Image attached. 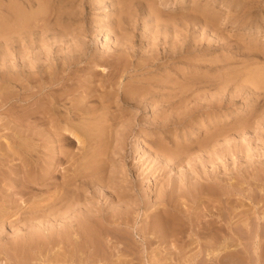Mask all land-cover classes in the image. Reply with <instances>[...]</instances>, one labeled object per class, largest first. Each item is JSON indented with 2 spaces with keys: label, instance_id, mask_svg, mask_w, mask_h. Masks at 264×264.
<instances>
[{
  "label": "rangeland",
  "instance_id": "1",
  "mask_svg": "<svg viewBox=\"0 0 264 264\" xmlns=\"http://www.w3.org/2000/svg\"><path fill=\"white\" fill-rule=\"evenodd\" d=\"M27 1L1 0L0 16L2 15V9H4L3 5L11 2L16 4L22 3L24 5ZM45 1L47 11L43 14L44 17L42 15L35 16L25 23L22 27V29L24 28L23 30L21 28H17V31L14 30L15 34L12 32V37H10L11 39L8 42L5 41L4 32L0 28V68L2 66L0 69V96L5 93L1 90V78L6 75V67L14 66L18 70V67L21 68L20 66L23 62L25 65H30L29 59L31 57L26 55L25 51L20 54L19 49L21 46L27 47L29 45L30 34L33 33L35 43L31 47L33 48L32 54L39 56L41 59L39 61H42V64L45 62V58L55 53L66 56L67 54L77 53L79 45L83 46L86 54L89 53L87 60L104 59L105 63L103 62L102 66L111 69L112 65L114 67V65L119 64L120 68L126 69L120 82L123 85H127V82L131 81L130 85L139 86L137 92L139 94L130 100L124 101L120 97L117 101L114 100L116 98H112L111 104L104 103L99 98V94L104 92L103 90L105 89L98 87L94 91L97 96L87 102L90 110L93 113H97L94 118L98 119L103 114L102 108L104 105L105 107L108 105L109 115L112 117L114 114L113 117L117 119L112 123L113 126L115 125L114 128L110 127L113 131L115 130L114 132L109 127L107 128L111 122L108 125L107 123L105 124V128L107 129L105 130L107 131L106 135L108 134L109 136L110 134L111 136L104 139V146L105 149L107 148V152L110 151L109 156L112 157L111 155H113L109 163L111 171L108 167L107 174L109 176L112 174L113 178L119 180V185L122 186L119 187L124 193L127 191L126 193L129 195H126V193L125 195L129 199L131 198L130 202L139 198L144 200L147 206H154L155 202L159 201L158 196L164 198L174 197V199H178V205L179 203L181 205H179V209L185 211V216H191L194 223L196 225L198 223L197 228L195 226L189 229L186 218H182L184 221L179 219L182 226L178 228L179 232H181L180 236L177 235L179 238L176 237L175 239V236H173V239L170 234L167 243L166 240L162 242L155 239L154 242L157 240V245L156 243L152 244L147 254L145 253L144 259L150 258L149 260H152L153 254H151V251L161 250L159 251L161 253L159 257L165 256L167 261L165 263L162 260L160 264H169L168 262L170 264H189L188 261L193 253V257L201 255L196 258V260H200L201 258L200 264H219L214 259V256L210 255L212 257L209 256L210 259L207 255L208 252H202L200 244L203 245L208 239L210 240L211 233L218 235L220 231L218 236H227L231 239L228 242L231 246L229 245L227 249L230 256L229 259L231 258L229 264H264V90L248 91L243 87H239V89L237 87V80L228 82L227 85H229L223 87L224 82L222 81L224 79L223 76L229 71L235 72L243 69L245 73L248 70L264 69V0ZM42 2L45 3L44 1ZM38 9V3L34 2V6L30 11L35 12ZM60 15H62L63 21L54 25L56 18ZM39 17L41 21H39ZM36 21L39 24L35 23ZM9 44L13 45V50L8 51L7 45ZM28 51L31 54L29 49ZM78 66L82 70V72H79V76H82L81 78L90 76L88 73L92 70H94L92 72H101V69L96 67L95 61L82 63ZM81 73H84L86 76ZM95 78V84L99 85L98 78L101 79V76L98 75ZM141 86L143 88H140ZM114 88L117 89V85L110 89L114 90ZM11 91L15 92V89ZM79 91L81 90L76 91L74 94L78 95ZM24 104L25 102L19 103V105ZM12 108L9 105L3 106L0 99V127L3 126L0 128V145H4L5 143L4 146H0V156L3 155L4 157V160L0 161V165H2L0 166L2 169L0 170V187L4 186L3 192L1 193L0 191V202L3 201L1 196H4L7 189L5 184L7 180L3 175L5 176L6 173L7 177H13L14 175L9 174L10 170L18 168L21 165L20 158L23 157V155H20V158L12 156L14 157V161L10 162L11 159L6 160L4 156L7 151L6 145L15 146V139L20 137L18 133L26 129L25 125L19 127V125L10 123L8 120L9 116L7 115L17 112L18 109L20 110L18 112L26 111L28 107L17 106ZM232 112L235 114L233 115L234 119L231 118L223 126L220 123V117L223 114H231ZM253 116L259 117L253 119ZM250 119L252 122L249 121V126L243 131V135L238 134V131H235L234 128ZM47 127L48 125H43L38 130H42L43 128L47 131ZM227 127L232 130H229ZM6 128H9L7 134ZM11 128H14L16 131ZM227 129L232 134L227 138H222L220 131ZM111 133L114 134L112 135ZM103 134H105L104 131ZM116 136L119 138L117 141ZM107 139H110L109 142ZM117 145L119 148H117ZM140 146H143V149ZM158 146L166 150L167 157H164L165 155L161 157V154L158 155L156 153V147ZM67 148L72 153L73 151H78L76 144H71ZM118 149L119 153L115 155ZM178 149L180 150L178 151ZM171 151H173V154ZM181 151L183 154L180 153ZM169 153L172 157L169 156ZM122 155L124 157L123 161L120 159ZM3 157H0V160ZM204 163L205 165H203ZM3 164L9 167H4ZM110 172L112 173L110 174ZM20 175H22V172H20ZM206 176L207 178L210 176V178H215V176L216 178L222 177L221 188L216 187L219 190L215 191L211 188H206V186H203L205 189L202 188V184L200 183L209 181L210 184L213 183L212 180L203 181L202 179ZM259 176L261 179H259ZM132 187L134 188L130 190ZM117 188L118 186H116ZM172 188L175 193L170 192L173 195H169V191ZM162 190L165 191L163 192ZM230 190L234 191V193H229L226 196L223 195L221 198L224 199L229 196L227 206L239 207L243 212L241 215L238 214L235 217L231 215L230 217L233 219H225L227 221L225 223L223 217L217 214L218 203L215 200L220 196V193ZM209 192L212 193L210 194ZM17 203H14V205L10 204L17 206ZM156 207L162 208L160 205H156L155 207H151L147 212L141 209L137 213L132 214V216L130 215V222H133L134 227L128 230L130 234L128 231L126 234L120 233L121 235H127V237L129 234L127 239V242H130L129 244L127 243L129 247L135 248L139 245L141 249L144 248L141 245L143 242L138 237V234H136V230L141 225L146 226L145 222L149 221L147 215ZM22 208H25L24 204ZM24 210H21L19 214L17 213L18 215L16 214L12 218L14 221V218L18 217V221L15 220L17 223H7L8 225L5 224L3 225L4 228L0 229L2 245L11 242L10 240L16 238V236H21L27 232L25 224L23 225V222L25 223L23 218L27 216L26 213L24 216ZM169 210H173V208ZM197 212L199 213L197 214ZM228 222L229 224L227 225ZM204 225L210 226L215 230H211L209 235L205 236L202 234V232L205 233L203 230L205 228ZM219 227L221 229H218ZM232 227H238V229ZM18 230H20V233ZM153 231L151 226L150 233ZM248 232L251 235L247 234ZM236 233H239L241 239L237 237ZM177 239L180 240L176 241ZM184 240L192 241V243L182 247L185 242ZM237 242H242V245H239ZM187 247L188 249H186ZM181 248L186 253L181 251ZM11 252L8 251L9 256L12 254L17 257L14 252ZM12 255L11 257H13ZM19 255L17 259L18 263H24L23 253ZM4 256V254L0 253V261H4L3 264H6V257ZM24 257H27V254ZM130 257L133 258L132 256ZM115 258L116 256L114 260ZM134 258L133 261L137 259L134 260ZM50 259L52 260V257L43 263H38L40 262L39 260L38 262L32 261L31 263L47 264L48 262H52ZM209 260H211V263ZM137 261L139 262L138 259L135 262L137 263Z\"/></svg>",
  "mask_w": 264,
  "mask_h": 264
},
{
  "label": "bare ground",
  "instance_id": "2",
  "mask_svg": "<svg viewBox=\"0 0 264 264\" xmlns=\"http://www.w3.org/2000/svg\"><path fill=\"white\" fill-rule=\"evenodd\" d=\"M42 1H44L45 3H43ZM34 2L38 3L39 9L35 12H32L30 10L34 6ZM45 4H46L45 0H28L26 3H24V5H22V3L16 4L12 2L8 3L7 5H3L4 9H2V15L0 16V28L2 29V32H4L3 35L5 38V41L8 42L11 39L10 37H12V32L15 34L14 30H16L17 28L22 29L25 23L33 19L35 16H40V15L43 16V14H45L47 11ZM61 16L62 15H60L59 17ZM59 17L56 18V22L54 25L61 23L63 21L62 17L61 18ZM39 21H41V19ZM32 23H31V27H32ZM35 23H38V21H36ZM49 25H52V24H49ZM33 34H30V39H29L30 41L27 47L25 46L23 47L21 46V48L19 47L20 54H22L25 51L26 52L25 54L31 57L29 59L30 65L28 64L25 65L23 62L20 66L21 68L18 67V70L15 69L14 66L6 67V71H5L6 75H4L1 78V83H2L1 90L2 92H5L2 94V96H0L2 105L3 106L9 105V107L11 108L12 107L15 108L17 106H27L28 107V110L26 111L18 112L20 111L18 109L17 110L18 113L15 112V113L9 114L10 111H12L13 109L12 108L10 109L8 113L9 115H7L4 111V113L7 116H9V119L7 116L6 117L10 123L19 125V127H21L22 125L26 126L25 127L26 129L24 131H20V133H18V136L20 134V137H17V139H15L16 140L14 143L15 146H10V144L6 145L7 151L4 154L6 160L11 159L10 162L14 161L15 156H17V158H20V155L21 156L23 155V157L20 158L21 162L17 159L21 163V165L16 169L14 168L15 170L13 168H9V169H13V170H10V173H9V174L14 175L13 177L11 176L7 177L8 175H6V173H5V176L3 175L4 173L1 174L3 175L4 178L6 177L7 183L5 184H6L7 189L5 191L4 196H1L3 201L0 202V229L3 227V225L5 224L8 225L7 223L13 224L15 220L18 221L17 219L18 217L16 219L14 218V221L12 220V218L17 213L19 214L21 210L25 209L23 211L24 216H25V213L27 214V216L25 217L26 219L23 218V220H25V223L23 222V225L25 224V227L27 229L26 233H24L21 236L20 235L16 236V238L10 240L11 242L7 244L5 243V245L1 244L2 238L0 237V253L5 255L4 257H6L5 258L6 264H19L17 259L20 256L19 254H22V253H23L24 263H20V264H30L32 261L38 262V260L40 261L38 263H43V262L48 261L49 258L51 257H52V260L51 259L50 260L52 262H48L47 264H53V263L54 264H160L162 260H164V262L166 263L167 259L165 258V256L164 257L161 256L162 258L159 257L161 254L159 251L161 250L151 251L152 252L151 254H153V256L151 255L153 257V258L151 257L152 260H149L150 258L147 256L146 257L149 259L145 260L144 255L145 253L147 254L148 249H150L152 244L156 243L157 240H161L162 242H165L166 240V243H167L168 241L167 239L170 236L172 237L175 236V239H176V237H178L177 235L181 233L179 232L178 228L179 226H181L180 220L183 217L186 218L187 220L186 223L189 225V229L194 228L195 226L197 228L198 223L196 225L191 216H188V215L185 216L186 215L185 211L182 209H179L180 203L178 205L177 203L178 199L176 200V198L174 199V197L164 198L162 196L161 197L158 196L159 201L158 202L156 201L154 206H147V203H145L144 200L139 199V198L135 199L133 202L132 201L130 202L131 198L129 199V197L126 196L128 194L126 193L127 191L125 192L126 193L125 195L124 191L120 189V187L122 186L119 185L120 184L119 180H116V178H113L111 176L112 172H110L111 174L110 176L109 174H107L108 173L107 169L109 167V163L111 162V159L113 158V155H111L112 157H110L109 156L110 151L107 152L106 150L107 148L105 149V146H104V139L106 137L109 138V136H111L110 134L109 136L108 134L106 135L107 131L105 130L107 129L105 128L106 127L105 124L107 123L108 125L109 122H111L112 124L116 118L113 117L114 114L112 117L109 115L110 114V112H108L109 106L106 105L105 107L104 105V107L102 108L103 114H101V116L98 119H96L94 118V116L97 113H93L87 105L88 100L97 96V94L94 92L95 88H98V87H102V89L104 88L105 90H103L104 92L99 94V98L103 100L104 103L111 104L110 101L112 98H116L114 99L116 101L120 97L124 101L133 99L135 96H137V94H139L137 93L139 90V86L137 85L135 86L132 84L130 85L131 81H128L127 85L125 84L123 85L120 82L121 78L124 76V72L126 71V69L120 68L119 64L114 65V67L112 65V69L108 67L107 69L105 64H104L105 67L102 66L103 62L105 63L104 59L101 60L100 58V59L87 60L88 59L87 55L89 53L86 54V51H84V48L82 45H79V50L76 51L77 53L67 54V56L55 53L45 58V62L42 64L41 63L42 61L41 62L39 61L41 60L39 56L32 54L33 48L31 47H33L35 43V40L33 39ZM7 48H8V51L13 50V45L9 44L7 45ZM28 49L30 50L31 54H29ZM9 58H11V56H9ZM92 61H95L96 67H99L101 69V72L100 71L92 72L94 71L92 70L88 73L90 76H87V78H81L82 76L81 75L79 76V72H82V70H80L78 65L82 63H90ZM243 71L244 70L242 69V70H238L235 72L229 71L228 73H226L223 76L224 79L222 80L224 82L223 87L228 86L229 85V84L227 85L228 82L230 83L233 80H237L238 88L243 87L247 89L248 91L264 90V69L263 68H258L255 70H248V72H245V73ZM81 74L84 75V73H81ZM98 75L101 76V79L98 78L100 82V83L98 82L99 85L95 84L96 82L95 77H97ZM116 85H117V89H115L116 87L114 88V90L110 89ZM140 88H143V87L141 86ZM13 89H15V92L11 91ZM78 90H81V91L78 92V95H75L74 93ZM24 102H25L24 105H19V103H24ZM30 103L32 104L30 105ZM259 113L261 112L259 111ZM233 115H235L233 112L231 114H223L220 117V123H222V125L225 126L227 124V121H229L231 118L234 117ZM258 117L259 116L254 117L253 119H257ZM249 121L252 122V120L250 119V120H246V122L239 124L238 127L234 128L235 131H238L237 132L238 134L240 133L241 135H243L244 133L243 131H245L249 126ZM111 124L110 126L108 125L107 128L108 127L114 128L115 125L113 126L112 124L111 126ZM11 125L12 124H10V126ZM43 125L45 126L48 125L47 131L43 128L42 130H38L39 127L41 129V126ZM8 129H7L6 134L9 132ZM11 129H14V128H11ZM228 129L220 131V135L222 136V138H227L229 135L232 134V132L229 131L232 129H229V130ZM103 131L105 132V134H103ZM103 135L105 136L103 137ZM118 139L119 138H117L116 136V141ZM21 141L23 142L21 143ZM71 144L72 145L76 144L78 146L77 152L73 151L72 153V151H70L67 148L68 146H71ZM106 147H109V146H106ZM117 148H119V146ZM140 148L143 149V146H140ZM179 150L180 149H178V151ZM172 152L173 151H171V153ZM118 153H119V149L115 152V155H117ZM156 153L158 155L161 154V157L162 155H165L164 157H167L166 150L165 149L163 150L162 147L160 146L156 147ZM180 153H182V151ZM176 154L178 153L176 152ZM169 156H171V154ZM0 157H3V155ZM120 159L122 161L124 160L123 155L120 156ZM3 160H4V157L0 161H3ZM164 160H166V158H164ZM160 162L162 163V161ZM12 164L14 166V162ZM203 165H205V163ZM0 170H2L1 167H0ZM110 171H111V168H110ZM20 172H22V175L19 176ZM228 174H231V173H228ZM252 175L254 174L252 173ZM210 177L207 178L206 176L202 180L203 181L212 180L213 183L211 182L212 184H210L209 183L210 181L205 182V183H200L202 184L201 185L202 188H204L203 186H206V188L207 187L211 188L213 191L218 189L216 187L221 188L222 186L221 183L223 181L222 177L220 178H216V176L215 178H210ZM259 179H261V177ZM116 186H118L117 189H116ZM133 188L134 187L130 188V190ZM2 189H4V186L0 187L1 193L3 192ZM170 190L171 191H169V195L171 193H175L173 188ZM162 191L164 192L165 190H162ZM229 193L232 194L234 193V191H231V190L228 192L224 191L223 193H220V196L218 195L219 197H217L215 200L218 203V207H217L218 211L216 210L218 212L217 214L220 217L221 216L223 217V221H225V219L232 220L233 218L230 217L231 215L235 217L238 214L241 215V213L243 212L241 208L239 209V207L227 206L228 204L227 200L228 198H230L229 196L224 199L221 198V196L223 195L226 196L227 194L229 195ZM16 202L18 203L20 202L21 206L18 203H17V206L11 205V204L14 205V203ZM23 204L25 207L24 209L22 208ZM156 205L157 206L160 205L162 208L156 207L153 211H151L147 215V218H149V221L145 222L146 224L143 223L146 226L141 225L138 227V230H136L137 231L136 234H138V237L143 242V243L141 242L142 243L141 245H143L144 248L142 247L143 249H141V246L139 247V245L138 247H135V248L129 247L128 244L130 242L128 243L127 239L129 237L130 231L128 230L131 229V227H134L133 222L132 221H131L132 223L130 222V219H131L130 215L132 216V214L137 213L141 209H143L144 212H147L151 207H155ZM170 208H173V210H169ZM210 209L212 208L210 207ZM198 213L199 212H197V214ZM218 215L216 216L220 218ZM226 222L227 221H225V223ZM229 222L227 223V225L229 224ZM243 225L246 226L245 224ZM151 226L154 231L150 233ZM204 226H203L204 228L203 230L205 231V233L202 232V234H204L205 236H208L211 230L212 231L215 230V229L213 230V228H211L210 226L209 227L207 225H204ZM181 227H180V231H181ZM217 227H218V224H217ZM253 227L255 228V226ZM232 228L238 229V227H232ZM218 229H221V228L219 227ZM201 230H202V227H201ZM127 231L129 233L128 237L127 235L120 234V233L126 234ZM18 232L20 233V230H18ZM211 234L212 236H210L211 237L210 240L208 239V241L205 242L203 245L200 244L202 248V252L203 253L208 252L207 253L208 257L210 255L214 256V259H216V261H218L219 264H229L231 258L229 259L230 256H229V253L227 252V249L229 248V245H230L228 242L231 239L227 236H218L220 234V231L218 235L215 234L216 236L213 235V233ZM247 234H250V233L248 232ZM237 237L241 239V237L239 236V233L237 234ZM155 239L157 240L154 242ZM178 240L180 239H177L176 241ZM234 240L232 241L234 242ZM189 243H192V241L191 242L185 241L184 245L182 244L181 245L183 247ZM238 244L242 245V242ZM186 249H188V247ZM180 250L185 252V250H182V248ZM8 251L14 252V254H16L17 257L13 256L12 254H10L9 256ZM181 251L179 252L181 253ZM26 254H27V257H24L26 256ZM11 255L13 257H11ZM115 256L116 258L114 260ZM130 256H132L133 258L136 257L139 260V262L137 261L136 263L135 261L137 259L134 258V260L135 259L136 260L133 261V258H131ZM200 256L201 255L199 254L193 258L191 257L192 259L190 258L188 263L198 264L201 258L200 260L199 259L196 260V258ZM204 256H203V260H204ZM209 261L211 263V260ZM3 262L4 261H0V264H3ZM165 263H162V264H165ZM168 263L170 264V262ZM241 263H244V262H241Z\"/></svg>",
  "mask_w": 264,
  "mask_h": 264
}]
</instances>
